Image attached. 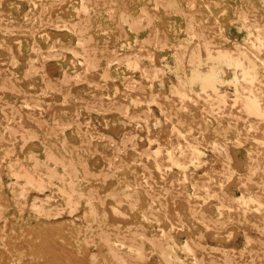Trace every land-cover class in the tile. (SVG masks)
I'll use <instances>...</instances> for the list:
<instances>
[{"label":"rangeland","instance_id":"obj_1","mask_svg":"<svg viewBox=\"0 0 264 264\" xmlns=\"http://www.w3.org/2000/svg\"><path fill=\"white\" fill-rule=\"evenodd\" d=\"M0 264H264V0H0Z\"/></svg>","mask_w":264,"mask_h":264}]
</instances>
